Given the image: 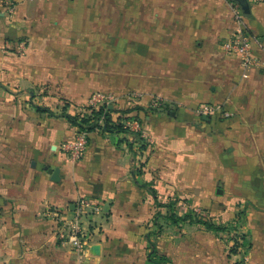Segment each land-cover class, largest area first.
I'll return each instance as SVG.
<instances>
[{
    "label": "crops",
    "instance_id": "1",
    "mask_svg": "<svg viewBox=\"0 0 264 264\" xmlns=\"http://www.w3.org/2000/svg\"><path fill=\"white\" fill-rule=\"evenodd\" d=\"M121 1L127 10L98 23L122 35L105 40L79 39L95 30L82 15L94 8L80 0H0V37L17 25L43 54L28 59L42 86L30 101L54 113L69 104L74 115L101 107L90 106L93 94L110 95L111 120L128 129L87 132L88 149L74 161L62 145L77 129L65 118L28 109L20 121H0V264H152L146 231L169 264H236L228 230L173 225L169 216L204 210L228 226L242 207L248 261L264 264V0H245L247 12L236 0H148L138 9ZM235 8L258 60L247 68L222 48ZM50 23L56 37L40 36ZM204 105L229 115H201ZM49 169H58L55 180ZM81 199L100 210L88 216V250L77 260L47 212H71Z\"/></svg>",
    "mask_w": 264,
    "mask_h": 264
},
{
    "label": "rangeland",
    "instance_id": "2",
    "mask_svg": "<svg viewBox=\"0 0 264 264\" xmlns=\"http://www.w3.org/2000/svg\"><path fill=\"white\" fill-rule=\"evenodd\" d=\"M82 7H85V9L94 8V11H88L83 13L82 15L86 19H93L95 20L92 22V26L90 29L95 28L92 32H85L82 33V38L79 39H90L93 37L94 39H105V40H119L121 37L120 32H114L111 28L110 32H105V28H102L101 25H99L98 22L104 21L105 19H110V17L115 13L119 12L118 9L124 8L127 10V6L123 3H130L129 1H121V0H80ZM140 4H143V6L148 4V0H136V8H140ZM14 4H8L7 5V14L9 17H12ZM148 9V7H146ZM143 11V10H141ZM125 13V12H124ZM53 20H56L54 18ZM97 29H100L97 31ZM19 26L13 25L11 26V32L7 33L6 35H2L0 37V121L1 120H14V121H20L21 114L20 112H23L24 114L27 111H30L31 109L34 111H37L35 106L38 107H44L40 102L35 100V103H33L31 100V97L29 96V91H38V89H42V86L39 87V83H37L33 79V75L30 73L31 68H36L35 65H32L30 61H28L29 58L43 55L41 52V48H34L39 43L36 40H33L30 36L27 35H18ZM29 30L36 31V25H35V19L31 20L29 22ZM46 33L41 34L43 35H49L51 37H56V29L52 23H50L46 28ZM31 36H36L37 33H31ZM38 35V34H37ZM132 36V34H128ZM136 35V34H135ZM40 36L38 39H40ZM68 40V36H65ZM37 39V40H38ZM59 39V38H57ZM34 46V47H33ZM44 52L47 53L46 49H43ZM52 51L58 50V49H51ZM106 50L102 48V52H105ZM109 52V55L116 54L115 48H110L107 50ZM126 52H132V55H136V48L134 50L126 49ZM38 104H41L40 106ZM28 105V106H27ZM65 106L70 107L69 104H64L63 109ZM65 108V109H67ZM158 108V106H157ZM30 109V110H28ZM31 110V111H32ZM76 112L78 110H75ZM80 111V110H79ZM61 111H58L57 114H61ZM79 113V112H78ZM75 113V114H78ZM82 113V111L80 112ZM175 202V201H174ZM178 212V210H172ZM244 213L239 216L238 218L234 219L233 223L226 226L228 230V234H230L231 238L236 239L238 242V245H242L246 242H252V235L247 231L246 228H244L245 221L247 218H245L246 214V208L242 207L239 209V212ZM191 212V211H189ZM195 214H200L201 211H193ZM188 213V212H186ZM180 214V213H178ZM208 214V213H205ZM158 217L160 215H157ZM237 216V215H236ZM147 238H148V231H146ZM154 234V233H153ZM242 234H245V237H242ZM151 240L154 242L155 238L154 236H151ZM157 238V237H156ZM252 245V243H251ZM237 247L238 258L242 259V255L244 254L246 257H248V252L244 253L245 249L243 247ZM251 249V248H250ZM146 252L147 256L148 253L151 250V245L148 242H146ZM249 251V250H248ZM148 258V257H147Z\"/></svg>",
    "mask_w": 264,
    "mask_h": 264
},
{
    "label": "built area",
    "instance_id": "3",
    "mask_svg": "<svg viewBox=\"0 0 264 264\" xmlns=\"http://www.w3.org/2000/svg\"><path fill=\"white\" fill-rule=\"evenodd\" d=\"M263 1V0H257ZM233 20L237 24L235 31L223 43L222 48L227 54L241 57V65L244 68L258 64V60L251 55V36L246 28L242 26V13L237 8L233 10ZM115 100L110 95L95 93L90 99V106H107ZM158 103L155 101L154 106ZM201 115H214L220 112L223 117H227L229 113L224 111L218 105H204L198 111ZM138 128V124H135ZM89 146L88 133L85 131H76V135L71 142L62 145L67 151L69 157L76 161L79 160L86 152ZM99 204H94L90 199H81L75 205L71 212L54 213L53 210L47 212V215L54 217L55 235L57 240L75 256L77 260H81L88 250L89 233H88V216L94 212H98ZM236 264H250L248 257L243 256Z\"/></svg>",
    "mask_w": 264,
    "mask_h": 264
},
{
    "label": "trees",
    "instance_id": "4",
    "mask_svg": "<svg viewBox=\"0 0 264 264\" xmlns=\"http://www.w3.org/2000/svg\"><path fill=\"white\" fill-rule=\"evenodd\" d=\"M35 108L38 112L47 113L49 116H55V117L60 116L65 118L70 123L71 126L77 129V131L91 132L94 131L95 129H100L103 132H107V133H118V132H126L128 130L122 123L119 122L114 123L111 120L110 113H112L113 110L105 106L100 107L97 110L92 109L90 112H82L74 115L67 113V109H65L67 108V106H65V108L62 109L61 114H57V115L47 107L35 106ZM100 119L103 120L102 124L99 123ZM203 212L205 211L202 210L201 212L202 214L201 213L195 214L193 211H191L182 215H177L175 214V212L174 213L172 212L171 215L169 216L170 223L175 225L180 221H189L190 223L198 224L209 231H213L217 233L224 232L227 230L226 226H222L220 224L212 222L211 219L206 218L203 215ZM243 213L245 215V211L243 212L238 211L236 218H238L239 216L241 217ZM151 236H155V234L151 233L150 235H148L147 238L148 242L151 245V250L147 256L148 261L152 264H169L170 263L169 260L157 252L155 242L151 240ZM242 237L244 238L245 234H242ZM239 246L240 245H238L236 239H233V245L230 250L231 253L237 255L239 253L237 252L238 249L237 247ZM251 246H252L251 242H246L242 244L240 247H243L245 249L244 253H247L248 250L251 248ZM243 256L245 255L243 254L242 258ZM236 263H238V261Z\"/></svg>",
    "mask_w": 264,
    "mask_h": 264
},
{
    "label": "water",
    "instance_id": "5",
    "mask_svg": "<svg viewBox=\"0 0 264 264\" xmlns=\"http://www.w3.org/2000/svg\"><path fill=\"white\" fill-rule=\"evenodd\" d=\"M241 6H242V9L244 12H247L248 11V6L246 4V1L245 0H236ZM48 172L50 174H52V180H55L57 178V175H58V169H55V170H51L49 169ZM97 247H95V250L97 251Z\"/></svg>",
    "mask_w": 264,
    "mask_h": 264
}]
</instances>
